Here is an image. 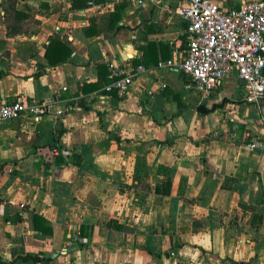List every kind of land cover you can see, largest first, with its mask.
Wrapping results in <instances>:
<instances>
[{
  "label": "crops",
  "instance_id": "obj_1",
  "mask_svg": "<svg viewBox=\"0 0 264 264\" xmlns=\"http://www.w3.org/2000/svg\"><path fill=\"white\" fill-rule=\"evenodd\" d=\"M87 1L0 0V102L55 99L0 120V264H264V154L241 139H264V97L235 71L205 98L157 67L185 52L187 0ZM111 64L146 71L119 96Z\"/></svg>",
  "mask_w": 264,
  "mask_h": 264
},
{
  "label": "built area",
  "instance_id": "obj_2",
  "mask_svg": "<svg viewBox=\"0 0 264 264\" xmlns=\"http://www.w3.org/2000/svg\"><path fill=\"white\" fill-rule=\"evenodd\" d=\"M87 6L100 8L103 5L88 0ZM179 13L186 21L188 43L185 52L179 60L159 61L157 67L182 71L188 76L185 90H196L205 98L229 72L235 71L243 86V101L259 104L264 97V0L244 1L228 8H223L217 0H187ZM145 71L142 64H111L109 81L103 90L124 96L135 77ZM54 102L55 99L21 97L3 101L0 102V120L22 114L39 120L48 115V105ZM235 136L236 132L230 133L231 138ZM241 139L248 149L264 154L263 138L244 131ZM77 239L78 236H73L63 252H71Z\"/></svg>",
  "mask_w": 264,
  "mask_h": 264
},
{
  "label": "trees",
  "instance_id": "obj_3",
  "mask_svg": "<svg viewBox=\"0 0 264 264\" xmlns=\"http://www.w3.org/2000/svg\"><path fill=\"white\" fill-rule=\"evenodd\" d=\"M70 54V48L66 43L59 40L58 36L52 37L49 45L46 47L45 55L51 64H58L66 61L67 56ZM157 191L160 189H156ZM23 260L32 259L34 261L41 260L38 256H23Z\"/></svg>",
  "mask_w": 264,
  "mask_h": 264
},
{
  "label": "water",
  "instance_id": "obj_4",
  "mask_svg": "<svg viewBox=\"0 0 264 264\" xmlns=\"http://www.w3.org/2000/svg\"><path fill=\"white\" fill-rule=\"evenodd\" d=\"M197 108H198L200 111H204V112H208V111H209V109L206 108V107H204L203 105H199Z\"/></svg>",
  "mask_w": 264,
  "mask_h": 264
}]
</instances>
